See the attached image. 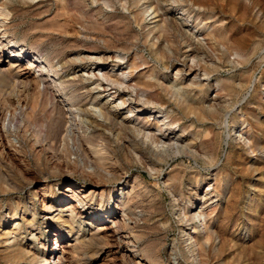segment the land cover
Wrapping results in <instances>:
<instances>
[{"label":"rangeland","instance_id":"374dc122","mask_svg":"<svg viewBox=\"0 0 264 264\" xmlns=\"http://www.w3.org/2000/svg\"><path fill=\"white\" fill-rule=\"evenodd\" d=\"M104 1L101 0L100 3L106 19L98 24L94 23L92 14H87L83 4L68 0L67 8L69 13H72V19L68 22L65 33L50 28L52 16L63 10L65 0H34L31 4L21 0L8 1L11 5L8 38L5 40L0 37V42L5 40L7 43L2 44L3 46L0 44L2 68H9L8 62L20 64V69L29 68L33 56L44 60L54 53H60L63 61L72 64L68 67L70 73L67 71V74L80 77L84 73L80 72L82 67L76 62L82 57L97 58L107 54V48L102 42V39H107L104 35L93 34L96 39L88 42L83 40L82 34L79 35L80 27L77 21L83 20L89 21L88 24L97 31L107 33L114 44L123 43L129 48L132 47L131 52L135 50L145 56L148 65L154 69L153 75L166 78L167 84L179 80L180 76L176 74L182 65L189 66L194 63L204 70V74L201 72L200 76L194 79L193 76H185L186 72H183L184 76L179 81L185 89L200 97L208 110L222 105L213 125V132L220 140L217 166L208 168L204 161L195 160L192 154L186 155L185 150L181 149L186 148V142L175 141L174 146L180 148L181 153H176L175 157L166 161L167 163L163 162L160 176L156 178L147 166L129 155L128 149H122V176L107 182L109 188L117 194L115 201L111 200L109 204V208L118 206L117 215L108 217L109 220L105 222H99L97 226H102L105 230L94 236L88 234L89 227L84 220L81 231L83 235L87 233L84 242L76 248L68 246L71 244L70 240L61 241L55 235L64 231L66 238L71 234L75 236L79 223L75 224L72 231L55 222L52 223V229L51 226L45 225L41 211V187L49 188V197H58L60 192L68 188V182L73 183L74 187L83 186V194L92 187V180L87 176L92 170V165L82 150L80 140L81 136L92 135L89 130H92L94 124L89 122V126L81 125L77 119L69 116L70 120H75L70 121L67 118L71 123L67 124L70 126L64 124L59 133L60 119L53 91L43 83H36L35 77L38 73L31 70L30 76L21 84L11 82L8 78L0 80V159L10 171L9 176L0 179V214L15 209L18 217L8 224V228L21 222L19 217L23 215L24 209L30 212L34 210L36 216L31 228L39 227L40 233L35 230L37 239L31 242L30 227L26 226L24 221L22 237L25 238L26 244L32 243V252L40 254L38 256L45 253L46 257L52 258L50 260L54 264H133L132 259H129L130 255L138 254L139 251L144 264V250L150 264H198L196 257L193 258L188 251L189 242L185 241L186 236L180 226L185 225V219L180 222L178 208H182L184 204L188 207L189 214L193 215L196 209L194 192L197 191L199 195L203 190L210 193V200L205 203L206 212L214 211L216 215L219 210L229 205L224 200L226 192H230L233 195L230 200L232 209L225 237L228 240L240 233L246 239L244 243L226 245L224 252L211 257L208 264H264V151L261 150L264 148V0H204L200 7H193V4L188 2L187 5L192 7L189 9L191 18L187 20L188 26L182 29L177 24L184 22L185 17L176 7L177 3L173 0H158L159 13L166 12L168 20L176 22L165 34L166 40L163 41L151 32L152 24L146 27L152 23L151 17L144 16V30L140 37L137 35L140 27L132 20V23L126 25L119 19L122 15H128V12L121 7L118 0L114 1L113 8L105 5ZM39 2L42 3L37 8L35 5ZM185 8L188 7L183 9ZM212 23L223 29V40L219 37L204 39V30ZM147 35L149 41L161 44V49L159 48L156 55L152 54L147 45L142 44V39L145 41ZM175 47L178 53H175ZM21 48L26 56L19 53ZM191 49H195L194 52H189ZM87 50L96 52L89 55ZM53 64L58 67L56 61ZM107 69L109 71L111 67L102 66L100 71L96 70L95 73L101 78L102 74L107 73ZM115 69L112 72H115ZM55 77L52 79L57 80L58 76ZM95 84L96 82L87 86L83 92L93 90ZM93 92L90 94V101L95 100L106 110L111 109L113 105L109 104L112 102L109 93H96V90ZM96 96L99 97L94 99ZM173 107L175 108V105L170 103L165 110L159 109V112H162L160 116L170 114L181 118V111ZM127 113V109L119 108L120 117L118 116L116 121L120 122ZM181 121L186 125L191 123L184 118ZM100 132L108 133L106 128ZM33 134H37L38 139ZM18 135H22V141ZM249 142L258 145L260 153L252 152ZM120 146L123 148L125 145L122 142ZM165 155L163 153L162 157ZM181 167L185 168L186 174L180 181L176 196H180L182 202H175L178 197L171 194L165 182L173 170ZM215 173L220 177L219 188L223 185L227 190L221 192L219 197L211 192ZM128 178H137L140 181L135 189L137 198L135 194H129V189H124L122 185ZM4 181L12 185L14 190H8ZM208 184L210 186H207ZM91 211L87 219L94 217V209ZM24 215L26 219H31L29 214ZM103 216L105 219L108 215ZM207 220V217L202 219V223ZM194 226L203 236L199 221L192 222L188 228ZM45 237L48 239L46 252L43 246ZM182 238L184 240H181ZM220 245L219 239H216L215 249H219ZM52 248L56 249L53 255L50 252ZM2 255L0 254V264H10V258ZM39 263L43 264H34ZM19 264H25L24 260Z\"/></svg>","mask_w":264,"mask_h":264},{"label":"bare ground","instance_id":"6f19581e","mask_svg":"<svg viewBox=\"0 0 264 264\" xmlns=\"http://www.w3.org/2000/svg\"><path fill=\"white\" fill-rule=\"evenodd\" d=\"M8 1L12 2L14 0H0V37L2 39L5 38V40L8 38V23L11 19V5ZM21 1L26 4H31L34 0ZM100 1L101 0H92L91 2L89 0H74V2L83 4L87 14H92L91 17H93L92 19L94 20V23L98 24L106 19H104L103 8ZM114 1L115 0H105L104 3L108 7L113 8ZM166 1L169 2L170 0H165V2ZM173 1L177 3L176 7L184 13L183 16L185 17V21L177 24L180 29L187 27V20L191 18V12L189 9L192 7L187 5L188 2H191L193 7H200L204 3V0ZM118 2L121 4V7L128 12V15H122L119 19H121L126 25L132 20L135 25L140 27V32L137 33L140 37L144 30L145 15L151 17L150 21H152V23H149L146 27H149L152 24L153 26L150 27L151 32L157 34L158 39H161V41L166 40L165 34L168 33L172 25L176 24V22L168 20L166 17L168 14L166 12L162 14L159 13L157 6L159 5L158 0H118ZM41 3L42 2H39L35 6L38 8ZM67 4L69 5L68 0H65V6L62 8L63 10L57 11L52 16L50 28L65 33L67 24L72 19V13H69L70 10L67 8ZM184 7L188 8L183 9ZM192 10L193 9H191V11ZM197 13V16H199V11ZM77 23L80 27L79 35H83L84 41L88 42V40H95L96 37H94L93 34L97 33H101L107 38L102 39L103 45L107 48L105 49V53L107 54L97 58H92L90 56L82 57L79 62H76V64L78 63L82 67L80 72L84 73L80 77L67 74V71L69 70L68 67H71L72 64H69L66 60L63 61L60 53H54L48 59L43 58L45 61L38 56H33L32 61L29 63V68H24L26 71L20 69V64H17L16 62H8L9 68H2V61L0 60V80L8 78L12 80L11 82L21 84L30 76L32 73L31 70H34L38 73L35 77L37 79L36 83H43L53 91L55 105L58 110V118L60 119L59 133L62 131L64 124L65 126L67 123L71 124L70 121L72 119L70 120L71 117L68 118L69 116H73L79 123H81V125H88L89 122L94 124L92 130H89V132H92V135L90 137L81 136L80 140L82 150L84 151L87 160H89L92 165V167L90 166L92 170L87 175L90 180H92V187L83 194V186L74 187L73 183L68 182V188L63 192H60L58 197H49V188H46V186L41 187V197L43 196V200L41 199L43 201L41 211L43 213L45 225L48 227L51 226L52 229V223L55 222L72 231L74 230L75 224L79 223V230H77L78 233L76 232L77 234L75 236H71V234L66 238L64 231L55 235L58 240H70L71 244L68 246L73 248L78 247L84 242L85 235L87 234H81L84 220L87 221L86 226L89 227L88 234L94 236L105 230L102 226H97L99 222H105L106 220H109L108 217L112 218L117 215L116 209H118V206L113 205L112 208H109L111 200L115 201L117 194L116 191L109 188L107 182L110 179H120L122 176L120 170L122 167V154L120 153L122 152V149H128L129 155L132 156L134 160L137 159L142 165L147 166L149 171H152V175H155L156 178H159L160 176L162 163L166 162L171 157H175L176 153H181L180 148L174 146L173 142L175 141L177 143L182 140L186 142V148L184 147V149L181 147V149L185 150L186 155L192 154L191 156L195 160L200 159L204 161L206 165H208V168L217 166V153L220 147V140H218L217 134L213 132V125L214 122L217 121L219 114L218 110L222 108L221 104H217V106H221H219V108L215 107L212 110H208L200 97L192 94L191 91L185 89L180 83L179 80L184 76L183 72H186L185 76H193L194 79H197L201 72L204 74V70L201 69L200 66H197L194 63L189 66L182 65V68L178 70L176 74L180 76L179 80L176 79L174 83L167 84L165 83L166 78H158L153 75L154 69L148 65V62L144 59L145 56L135 50V52H131L130 48L132 47L129 48L128 46L123 45V43L121 45L114 44L107 33L104 31H97L94 27H91L88 24L90 22L87 20H83V22L77 21ZM198 32L199 30L197 33ZM216 37H219L222 40L224 39L223 29L212 23L204 30V39L210 40L211 38ZM147 38L148 35L146 36L145 41L142 39V44L147 45V47L151 49L152 54L156 55L159 48L161 49V44L154 43L151 40L149 41ZM5 40L1 41L0 44H7ZM22 49L23 48L19 49V53H24L26 56L25 51ZM173 49L175 53H178L176 47ZM194 50L195 49H191L189 52L192 53ZM86 52L89 55H93L96 51L87 50ZM114 54H116V56ZM164 54L170 56L166 52H164ZM187 57L188 56L186 55L185 58ZM54 61L57 62L58 67L53 64ZM94 65L96 66L94 67ZM105 65L110 66L111 69H109V71L107 69V73L102 74L101 79L95 71H100L99 68ZM113 69H115V72H112ZM165 69H167V67H165ZM86 74L87 76H85ZM55 76H58L57 80L52 79ZM80 78H82V80ZM95 82L96 84L93 90H96V93L107 92L109 93L108 96L112 97V102L109 103L113 105L111 109L106 110V108L100 106V103H97V101L89 100L90 94L93 90L83 92L87 86L93 85ZM97 97L99 96H96L94 99ZM116 101L119 103H116ZM170 103L175 105V108L173 107L174 109L181 111V118L170 115L169 111V115L164 117L160 116L162 112H159V109L165 110ZM119 108H121V110H128V113L125 114L124 117L122 116L123 118H121L120 122L116 121L119 116ZM146 114L153 115L148 116ZM143 115L144 117L142 118ZM67 118L70 121H68ZM183 118L191 123L186 125L181 121ZM104 128L107 129V134L100 132L101 129ZM84 130L86 129L84 128ZM248 131L249 129L246 132ZM18 136L22 141V135ZM33 136L38 139L37 134H33ZM122 142L125 145L123 148L120 146ZM248 144H250L249 149H252V152L258 151L257 153H260L258 145L253 142H249ZM22 145L21 142L20 146L22 147ZM261 150L264 151V148L262 147ZM163 153L166 154L164 158L162 157ZM129 155L127 154V156ZM260 161L261 160H258V162ZM216 169L218 168L216 167ZM171 173V175H168L165 186L169 189L171 194L178 197L176 196V193L179 192L180 181L186 174V170L181 167L173 170ZM9 175V169L5 166L3 160L0 159V179L3 180L4 176L7 177ZM219 183L220 177L215 173L211 192L215 193L217 197L221 196V192L227 191L226 187L223 185L221 186L222 188H219ZM139 184L140 181H138L137 178H134L133 180L128 178L123 181L122 185L124 189H129V194H135L136 197L135 189ZM4 185L8 190H14V187L6 183V181H4ZM207 186H210V184ZM209 194L208 191L203 190H201V194L199 195L197 194V191L194 192L196 209L193 215L189 214V209L188 207H185L184 204L182 205V208H180V206L178 208L179 217L181 218L180 222H184L185 219V225L180 224V226L182 227V233L186 236L185 241L189 242L187 245L188 251L193 258L196 257L195 259L198 260V264H208L211 257L220 255L224 252V247L226 245L244 243L246 239L245 236L240 233L236 234V236H232V238L228 240L226 239L227 237H225V229L228 228L229 217H231L230 212L232 204L230 203V200L233 197L232 193L226 192L224 201L228 202L229 205L226 208L224 207L225 209L219 210L216 215H214V211L206 212L205 210V208H207V204L205 203L210 200V198H208ZM56 200L58 201L56 202ZM178 200H181L182 202L180 196L175 199V202ZM215 201H217V199ZM93 209L95 213L94 217L87 219ZM23 212V215L19 217L21 222L14 223L12 228H8L10 227L8 224L18 218L17 211L11 209L6 213L0 214V254L7 255V257L10 258V264H19L20 262H23V260L25 264H34L35 262H43V264L53 263V261L50 260L52 258L46 257L45 253L38 256L40 254L32 252V248L34 249L32 243L31 245L26 244L24 240L25 238L22 237V222L25 221V225L30 227L29 235L31 242L37 239V235L34 231L37 230L39 232L40 228H31L36 216L34 210L30 212L24 209ZM24 214H29L31 219H26ZM103 214H107L108 216L103 219ZM206 217L208 218L207 222L202 223V219ZM194 221H199L204 233L203 236L199 234V230L197 231L195 226L188 228V226ZM45 238L43 246L45 247L46 252L48 239L47 237ZM216 239H219L221 244L219 249H215ZM181 240H184V238ZM50 252L53 255L56 252V249L52 248ZM136 252L138 251L136 250ZM139 253L130 255L131 258L129 259H132L131 261L133 264H142L143 257L141 251H139ZM146 256L147 252L144 250V264H150L149 259Z\"/></svg>","mask_w":264,"mask_h":264}]
</instances>
